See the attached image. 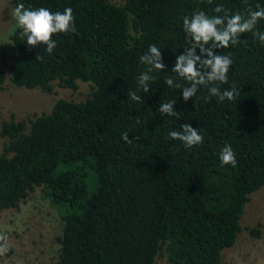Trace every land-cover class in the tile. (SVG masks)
<instances>
[{
	"label": "trees",
	"instance_id": "16d2710c",
	"mask_svg": "<svg viewBox=\"0 0 264 264\" xmlns=\"http://www.w3.org/2000/svg\"><path fill=\"white\" fill-rule=\"evenodd\" d=\"M11 2L53 12L71 7L76 31L55 34L57 47L49 55L43 45L27 46L15 22L10 81L48 93L54 81L73 90L83 81L92 90L82 101L57 99L34 118L0 122L6 139L0 210L43 188L63 220L52 264H154L160 254L169 264H219L223 250L236 242L249 195L264 186V45L245 33L240 44L215 50L231 54L229 83L220 87L236 84L240 93L233 101H205L201 88L185 102L164 76L187 46L185 15L195 9L212 14L215 3L243 11V0ZM248 4L264 7V0ZM257 27L264 31V20ZM152 43L161 47L166 72L154 73L149 93H143L136 84L144 68L139 57ZM5 75L0 68V84ZM129 90L143 103L131 101ZM171 100L179 118L157 111ZM184 123L199 131L201 144L186 149L169 138ZM125 132L131 144L122 139ZM226 144L236 154L234 168L219 160Z\"/></svg>",
	"mask_w": 264,
	"mask_h": 264
},
{
	"label": "clouds",
	"instance_id": "9594fccd",
	"mask_svg": "<svg viewBox=\"0 0 264 264\" xmlns=\"http://www.w3.org/2000/svg\"><path fill=\"white\" fill-rule=\"evenodd\" d=\"M243 2L245 4L243 11L233 12L223 3H215L211 9L212 14L195 9L191 15L182 18L187 46L183 48L182 54L176 56L171 74L164 76V83L171 89H180L185 102L196 97L201 88L207 90V95L203 97L205 101L212 97L217 98L218 102L233 101L239 95L240 89L235 83L221 90L220 85L229 83L228 72L233 60L230 53L217 54L215 50L240 44V38L245 33H251L254 42L258 40L264 45V31L257 27L259 22L264 20V7L260 4L253 7L248 4V0ZM206 3L212 5L214 0H206ZM12 15L20 30V37L26 41L25 44L29 47L43 45L44 51L49 55L57 47V42L53 39L55 34L76 31L71 7L53 12L43 6L26 8L23 3H19L13 9ZM36 60L42 61L43 57L38 53ZM139 63L144 68L136 77L137 89L149 93L150 85L156 80L154 73L166 72L161 47L155 43L150 44L147 51L139 57ZM127 95L131 101L143 103L137 91L129 90ZM176 102L162 101L157 111L162 116L179 118V113L174 108ZM137 122L139 123V120ZM168 136L172 140L180 141L186 149L203 142V136L189 123L182 124L180 131H169ZM122 139L129 144L134 141L129 139L127 132L122 133ZM137 139L138 137L135 138ZM219 160L222 165H231L233 168L237 166L236 154L230 144L220 149ZM6 239V236L0 234V241ZM6 251L7 244H0V255Z\"/></svg>",
	"mask_w": 264,
	"mask_h": 264
},
{
	"label": "rangeland",
	"instance_id": "374dc122",
	"mask_svg": "<svg viewBox=\"0 0 264 264\" xmlns=\"http://www.w3.org/2000/svg\"><path fill=\"white\" fill-rule=\"evenodd\" d=\"M121 3L123 0H111ZM11 0H0V68L6 73L0 84V122L23 120L48 113L60 98L82 101L90 94V83L78 81V87H63L53 82L48 93L40 88L14 85L8 75L15 51L10 38L15 19ZM5 138L0 135V153ZM240 218L241 229L236 242L222 252L219 264H264V186L249 195ZM63 220L57 208L44 195L42 187H35L16 207L0 210V234L7 237V251L0 255V264H52L59 253L57 236ZM254 228L258 235L250 232ZM154 264H169L165 254L157 255Z\"/></svg>",
	"mask_w": 264,
	"mask_h": 264
}]
</instances>
